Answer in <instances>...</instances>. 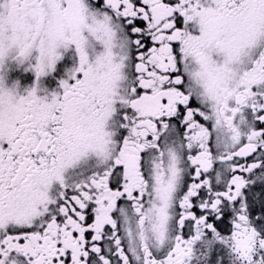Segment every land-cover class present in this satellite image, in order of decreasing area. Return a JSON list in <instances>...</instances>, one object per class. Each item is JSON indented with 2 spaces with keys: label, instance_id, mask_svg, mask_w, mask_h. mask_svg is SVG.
<instances>
[{
  "label": "snow or ice",
  "instance_id": "6c2138e0",
  "mask_svg": "<svg viewBox=\"0 0 264 264\" xmlns=\"http://www.w3.org/2000/svg\"><path fill=\"white\" fill-rule=\"evenodd\" d=\"M0 264H264V0H0Z\"/></svg>",
  "mask_w": 264,
  "mask_h": 264
}]
</instances>
